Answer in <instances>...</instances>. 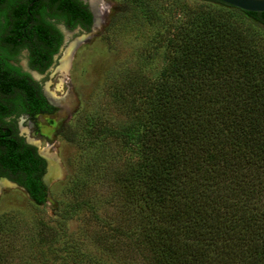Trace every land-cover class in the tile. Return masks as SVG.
Returning a JSON list of instances; mask_svg holds the SVG:
<instances>
[{
	"label": "trees",
	"instance_id": "trees-1",
	"mask_svg": "<svg viewBox=\"0 0 264 264\" xmlns=\"http://www.w3.org/2000/svg\"><path fill=\"white\" fill-rule=\"evenodd\" d=\"M35 1L4 0L0 11L14 39L27 21L19 13L41 12L90 30L92 12L79 1L30 5ZM129 2L134 21L122 26L144 49L151 47L144 52L152 69H125L112 86L114 107L126 101L122 124L88 114L60 131L80 147L82 170L90 175L99 164L117 188L120 203L111 217L117 224L102 222L89 231L90 240L109 251L118 247L125 264H133L127 258L137 264H264V11L218 0H170L168 8L158 0ZM116 17L108 27L120 22ZM33 99L44 110V96ZM112 141L116 148L110 149ZM45 164L20 136L0 142V176L17 182L38 205L46 200ZM69 183L72 199H57L61 217L88 207L97 219L92 180L82 174ZM37 222L38 238L23 241L34 248L35 263L18 257L23 264H108L82 249L88 227L57 249L60 229L44 218ZM13 235L0 223V264L17 251Z\"/></svg>",
	"mask_w": 264,
	"mask_h": 264
},
{
	"label": "rangeland",
	"instance_id": "rangeland-1",
	"mask_svg": "<svg viewBox=\"0 0 264 264\" xmlns=\"http://www.w3.org/2000/svg\"><path fill=\"white\" fill-rule=\"evenodd\" d=\"M189 1L194 2V0ZM158 2L166 8L171 4L170 0H158ZM129 4V0H98V14L95 16L90 31L78 30L69 38L70 42L78 40L71 55L70 68L64 83L58 87L59 75L54 69L45 78V85L54 93L52 100L59 108V111L54 115L59 127L56 133L50 136L45 134L33 142L37 145L40 154L47 160L48 158L53 159L55 165L60 167V172L57 176L49 178L48 185H46V200L41 205L36 204L22 187L4 179L0 180V223L8 229H14L16 233L11 239L14 240L17 251L12 252L13 258L8 264H23L18 257L32 258L30 262L35 263L34 248L28 249L27 243L23 241L34 237L38 238L37 221L41 218L60 229L59 240L54 242L57 249H61L62 241L77 240L78 238H74L79 235L81 230L88 227L89 230L81 237V241L83 240L82 249L94 257L106 260L108 264H125L126 260L123 259L125 256L120 253L118 247L109 251L107 245L90 240L89 234L91 229L100 226L102 222L110 221L117 224L116 220L111 218L116 216L118 210L116 204L120 203V200L115 197L117 188L109 182L111 181L110 174L103 175L102 171L98 169L99 164L89 171L90 175L86 168L82 170L80 147L63 139L60 136V131L64 125L69 123L71 125L82 124L88 114H93L112 126H119L124 121L126 111L124 103L126 101L120 100L121 103L118 102V105L114 107V101L117 98L112 94L114 91L112 86L119 76H124L125 71L123 70L145 67L147 74V71L151 70L154 65L151 64V58H148L144 52L150 51L151 47L144 49L143 42H139V36L125 28L134 21V17L128 9ZM117 15H120V22L115 23L111 26L112 28L108 27L110 21L117 18ZM124 24L127 25L122 26ZM154 61L158 65L160 58H155ZM151 73L150 71L148 75L150 76ZM109 145L110 149L116 148L113 147L115 145L113 141ZM95 173L96 175H94ZM82 174L88 181L92 180L90 192L97 194L96 196L89 193L93 197L94 206L97 207V214L94 213L97 219L91 218L93 212L85 210L89 209L88 207L83 208L78 216L61 217L63 208L60 207L61 203L57 199L71 200L73 193L69 190V181ZM89 225H93V227H89ZM123 239L115 240L119 244L124 242ZM114 251L116 252L114 253ZM127 259L133 264L138 263L136 259ZM50 263V260L47 261V264Z\"/></svg>",
	"mask_w": 264,
	"mask_h": 264
},
{
	"label": "flooded vegetation",
	"instance_id": "flooded-vegetation-1",
	"mask_svg": "<svg viewBox=\"0 0 264 264\" xmlns=\"http://www.w3.org/2000/svg\"><path fill=\"white\" fill-rule=\"evenodd\" d=\"M46 1L49 0H36L30 5L36 2L44 4ZM77 1L91 11L90 0ZM3 4L4 0H0V10ZM45 11L48 13L47 8ZM18 15L27 18V21L22 30H16L19 31V35L14 39V33H10L8 18L0 11V142L15 134L22 137L25 143L37 148L34 140L45 134L50 136L56 133L59 127L58 121L54 118L59 108L45 93V78L51 67L58 63L55 56L66 37L70 38L69 34L76 29L83 32L86 30L80 25L70 26L63 18L41 12ZM55 46L56 51L51 52ZM33 95L44 96L46 100L44 110L37 108L39 103L33 99ZM37 153L42 156L38 149ZM46 166L47 163L45 171ZM2 178L7 177L0 176V180Z\"/></svg>",
	"mask_w": 264,
	"mask_h": 264
},
{
	"label": "water",
	"instance_id": "water-1",
	"mask_svg": "<svg viewBox=\"0 0 264 264\" xmlns=\"http://www.w3.org/2000/svg\"><path fill=\"white\" fill-rule=\"evenodd\" d=\"M218 1H221L223 3H226L228 5H231V6H234V7H237L239 9H242V10H245V11H251V12H262L264 11V0H218ZM91 12H92V15H93V21L95 20V14L93 13L92 9H91ZM94 23V22H93ZM78 31L77 29L74 30L72 33H70L69 35L72 36V34L74 32ZM74 45L72 47V52H73V49L75 47V44H76V39L74 40ZM70 43V39L69 37H66L65 39V42L64 44L60 47L59 49V52L57 53V55L55 56V59H58L61 57L62 55V52L64 51V49L66 48V46ZM55 65L57 64H54L52 67H51V70L54 69ZM54 104V103H53ZM43 156V155H42ZM44 157V156H43ZM45 158V157H44ZM46 159V158H45ZM46 163H47V166H46V171L44 172V174L42 175V181L45 185H48V180L49 178H52V177H55L59 174L60 172V167H59V171L57 173H53L51 174V172H48L50 171L49 170V167H48V162H47V159H46ZM4 180H7L9 181L10 183H13L16 185L15 182H12L10 180H8L7 178H2Z\"/></svg>",
	"mask_w": 264,
	"mask_h": 264
},
{
	"label": "bare ground",
	"instance_id": "bare-ground-1",
	"mask_svg": "<svg viewBox=\"0 0 264 264\" xmlns=\"http://www.w3.org/2000/svg\"><path fill=\"white\" fill-rule=\"evenodd\" d=\"M97 4H98V0H90V5H91V8H92V10H93L95 15L98 14L97 13ZM77 40L78 39H76V41ZM74 42L75 41H72L66 46V48L62 52L61 57L58 60V64L54 68V70H56V73H58V75H59V85H58V87L61 85V83L63 84L64 81L67 78V75H68V72H69V68H70V61H71V57H72L71 56L72 55V47L74 45ZM45 89H46V92H45L46 95L49 97V99L51 101H53L52 100V95L54 93L48 89V86H46ZM48 160H49L48 167H49V170H50L48 172H51V174L53 173V175H54V173H57L59 171V167H57L58 165L57 166L55 165L53 159L48 158Z\"/></svg>",
	"mask_w": 264,
	"mask_h": 264
}]
</instances>
